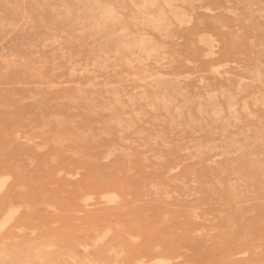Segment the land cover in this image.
Returning a JSON list of instances; mask_svg holds the SVG:
<instances>
[{"label": "rangeland", "instance_id": "obj_1", "mask_svg": "<svg viewBox=\"0 0 264 264\" xmlns=\"http://www.w3.org/2000/svg\"><path fill=\"white\" fill-rule=\"evenodd\" d=\"M0 18V264H264V0H0Z\"/></svg>", "mask_w": 264, "mask_h": 264}, {"label": "bare ground", "instance_id": "obj_2", "mask_svg": "<svg viewBox=\"0 0 264 264\" xmlns=\"http://www.w3.org/2000/svg\"><path fill=\"white\" fill-rule=\"evenodd\" d=\"M33 1H34V0H33ZM63 1H64V0H63ZM107 1H108V0H107ZM18 2H20V1H18ZM159 2H160V1H159ZM185 2H186V1H185ZM238 2H239V0H238ZM15 3H16V2H15ZM62 3H63V2H61L60 4H62ZM77 3H78V2H77ZM99 3H101V2H99ZM121 3H123V2L121 1ZM137 3H138V1H137ZM139 3H140V2H139ZM172 3H174V2H172ZM172 3H171V4H172ZM183 3H184V2H183ZM257 3H258V2H257ZM260 3H261V2H260ZM13 4H14V3H13ZM13 4H12V5L9 4V5L12 6V8H13ZM18 4H19V3H18ZM63 4H65V3H63ZM93 4H94V2H93ZM95 4H96V3H95ZM97 4H98V2H97ZM97 4H96V6H97ZM109 4H110V3H109ZM158 4H159V3H158ZM207 4H208V3H207ZM217 4H218V3H217ZM238 4H239V3H238ZM241 4H242V3H241ZM19 5H20V4H19ZM38 5H39V2H38ZM38 5H37V6H38ZM172 5H173V4H172ZM5 6H6V5H5ZM7 6H8V5H7ZM14 6H15V5H14ZM21 6H22V5H21ZM30 6H31V5H30ZM30 6H29V7H30ZM55 6H56V5H55ZM65 6H66V5H65ZM74 6H75V5H74ZM84 6H85V5H84ZM94 6H95V5H94ZM104 6H105V5H104ZM148 6H149V5H148ZM148 6H147V7H148ZM160 6H162V5H160ZM160 6H159V7H160ZM178 6H179V5H178ZM247 6H248V5H247ZM16 7H18V5H16L15 8H16ZM19 7H20V6H19ZM23 7H24V6H22V10H24ZM105 7H106V6H105ZM205 7H206V6H205ZM205 7H204V8H205ZM208 7H209V6H208ZM253 7H254V6H253ZM24 8H25V7H24ZM30 8H32V7H30ZM63 8H65V7H63ZM63 8H62V9H63ZM68 8H69V7H68ZM123 8H124V7H123ZM129 8H130V7H129ZM134 8H135V7H134ZM160 8H162V7H160ZM168 8H169V7H168ZM170 8H171V7H170ZM173 8H174V10L176 9L175 7H173ZM179 8H180V7H179ZM181 8H182V7H181ZM18 9H19V8H18ZM32 9H33V8H32ZM59 9H60V8H59ZM96 9H97V8H96ZM116 9H117V8H116ZM116 9H115V10H116ZM130 9H131V8H130ZM135 9H136V8H135ZM182 9H183V8H182ZM206 9L209 10L208 8H206ZM212 9H214V8H212ZM227 9H229V8H227ZM16 10H17V9H16ZM20 10H21V8H20ZM55 10H56V8H55ZM94 10H95V9H94ZM136 10H137V9H136ZM146 10H147V9H146ZM148 10H149V9H148ZM148 10H147V11H148ZM155 10H156V9H155ZM158 10H159V9H158ZM161 10H162V9H161ZM161 10H160V11H161ZM171 10H172V8H171ZM28 11H29V10H28ZM56 11L58 12V10H56ZM59 11L61 12V10H59ZM65 11H66V10H65ZM68 11L70 12V10H68ZM76 11H77V10H76ZM79 11H80V9H79ZM97 11H98V10H97ZM97 11H95V12H97ZM101 11H102V7H101ZM101 11H100V12H101ZM116 11H117V10H116ZM175 11H176V10H175ZM177 11H178V10H177ZM179 11H181V10H179ZM182 11H183V10H182ZM184 11H185V10H184ZM193 11H194V10H193ZM215 11H216V9H215ZM228 11H229V10H228ZM254 11H255V10H254ZM13 12H14V11H13ZM18 12H19V11H18ZM20 12H21V11H20ZM24 12H25V11H24ZM52 12H53V11H52ZM63 12H64V10H63ZM132 12H133V9H132ZM140 12H141V10H140ZM149 12H150V10H149ZM154 12H155V11H154ZM168 12H169V11H168ZM171 12H172V11H171ZM185 12H186V11H185ZM229 12H230V11H229ZM261 12H262V11H261ZM58 13H59V12H58ZM70 13H71V12H70ZM119 13H120V12H119ZM144 13H145V12H144ZM162 13L165 14L164 11H163ZM180 13H181V12H180ZM210 13H212V12H210ZM214 13H215V12H214ZM214 13H213V14H214ZM259 13H260V12H259ZM1 14H2V13H1ZM24 14H25V13H24ZM142 14H143V13H142ZM155 14H157V13H155ZM155 14H154V15H155ZM169 14H171V13H169ZM177 14H178V13H177ZM188 14H189V13H188ZM230 14H231V13H230ZM11 15H13V14H11ZM20 15H21V14H20ZM22 15H23V14H22ZM25 15H26V14H25ZM57 15H58V14H57ZM65 15H66V14H65ZM68 15H69V14H68ZM77 15H78V13H77ZM91 15H92V13H91ZM94 15L96 16V14H94ZM112 15H115V14H112ZM137 15H138V13H137ZM137 15H136V16H137ZM145 15H146V14H145ZM154 15H153V16H154ZM171 15H173V14H171ZM191 15H192V14H191ZM191 15H190V17H191ZM245 15H246V14H245ZM245 15H244V16H245ZM251 15H252V14H251ZM6 16H7V15H6ZM15 16H16V15H15ZM15 16H14V17H15ZM78 16H79V15H78ZM103 16H104V15H103ZM105 16H106V15H105ZM116 16H117V15H116ZM120 16H122V15H120ZM132 16H133V15H132ZM153 16H152V17H153ZM156 16H157V15H156ZM165 16H166V15H165ZM240 16H243V15H240ZM30 17H31V15H30ZM58 17H60V16H58ZM73 17H75V16H73ZM76 17H77V16H76ZM84 17H85V16H84ZM112 17H113V16H112ZM159 17H160V16H159ZM179 17H180V16H179ZM250 17H251V16H250ZM252 17H254V16H252ZM21 18H22V17H21ZM23 18H24V17H23ZM27 18H29V17H27ZM56 18H57V17H56ZM99 18H100V16H99ZM120 18H121V17H119V19H120ZM134 18H135V17H134ZM160 18H161V17H160ZM177 18H178V17H177ZM180 18H181V17H180ZM184 18H186V17H184ZM184 18L182 17V19H184ZM0 19H3V18H0ZM6 19H7V18H6ZM8 19H9V18H8ZM10 19H11V18H10ZM12 19H13V18H12ZM15 19H16V18H15ZM62 19H63V18H62ZM81 19H83V18H81ZM115 19H116V17H115ZM128 19H129V18H128ZM141 19H142V18H141ZM146 19H148V18L145 17V19H144L143 21H145ZM164 19H165V18H164ZM164 19H163V20H164ZM188 19H189V15H188ZM17 20H18V19H17ZM24 20H25V19H24ZM27 20H28V19H27ZM77 20H79V19H77ZM84 20H85V19H84ZM104 20H105V19H104ZM108 20H110V19H108ZM111 20H112V18H111ZM111 20H110V21H111ZM116 20H117V19H116ZM153 20H154V19H153ZM158 20H160V19H158ZM178 20H179V19H178ZM185 20H186V19H185ZM185 20H184V21H185ZM67 21H68V20H67ZM105 21H106V20H105ZM112 21H113V20H112ZM166 21H167V19H166ZM176 21H177V19H176ZM181 21H182V20L180 19V20L177 21V22L180 23ZM186 21H187V20H186ZM186 21H185V22H186ZM188 21H189V20H188ZM190 21H191V20H190ZM232 21H233V20H232ZM16 22H17V21H16ZM76 22H77V21H76ZM80 22H81V20H80ZM114 22H115V20H114ZM114 22H113V23H114ZM147 22H148V21H147ZM147 22H146V23H147ZM160 22H161V21H160ZM162 22H163V21H162ZM168 22H169V21H168ZM185 22H184V23H185ZM246 22H248V20H246ZM106 23H107V22H106ZM116 23H117V22H116ZM119 23H120V22H119ZM119 23H118V24H119ZM148 23H149V22H148ZM151 23L153 24V22H151ZM154 23H155V22H154ZM5 24H6V23H5ZM29 24H30V23H29ZM111 24H112V22H111ZM142 24H143V23H142ZM142 24H140V25H142ZM144 24H145V23H144ZM149 24H150V23H149ZM155 24H156V23H155ZM160 24H161V23H160ZM182 24H183V23H182ZM188 24H189V23H188ZM24 25H25V24H24ZM31 25H33V24H31ZM31 25H30V26H31ZM157 25H159V24L157 23ZM170 25L172 26L173 24H170ZM30 26H29V27H30ZM113 26H115V24H113ZM146 26H147V25H146ZM151 26H152V25H151ZM162 26H164V25H162ZM167 26H168V25H167ZM167 26L165 25L164 27H167ZM17 27H18V26H17ZM24 27H25V26H24ZM123 27H124V26H123ZM123 27H122V28H123ZM160 27H161V26H160ZM224 27H225V26H224ZM9 28H10V27H9ZM18 28H19V27H18ZM92 28H93V27H92ZM97 28H99V26H98ZM103 28H104V27H103ZM105 28H106V27H105ZM109 28H110V27H109ZM120 28H121V27H120ZM120 28H119V29H120ZM168 28H169V26H168ZM0 29H1V28H0ZM15 29H16V28H15ZM107 29H108V28H107ZM110 29H111V28H110ZM153 29H154V27H153ZM3 30H4V29H3ZM98 30H99V29H98ZM154 30H155V29H154ZM158 30H159V29H158ZM164 30H165V29H164ZM168 30H169V29H168ZM9 31H10V30H9ZM128 31H129V30H128ZM18 32H19V30H18ZM54 32H55V31H54ZM54 32H53V33H54ZM77 32H78V31H77ZM80 32H81V31H80ZM80 32H79V33H80ZM136 32H137V31H136ZM157 32H159V31H157ZM160 32H161V31H160ZM163 32H164V31H163ZM19 34H20V33H19ZM33 34H34V33H33ZM84 34H85V33H84ZM124 34H126L125 31H124ZM127 34H128V33H127ZM129 34H130V33H129ZM134 34H135V32H134ZM164 34H165V33H164ZM166 34H167V33H166ZM1 35H2V34H1ZM96 35H97V34H96ZM116 35H119V34H116ZM139 35H140V33H138V36H139ZM51 36H52V35H51ZM53 36H54V35H53ZM80 36H81V35H80ZM114 36H115V35H114ZM138 36H137V37H138ZM161 36H162V35H160V37H161ZM165 36H166V35H165ZM55 37H56V35H55ZM91 37H92V36H91ZM108 37H109V36H108ZM122 37H124V35H123ZM132 37H135V36H132ZM147 37H148V36H147ZM151 37H152V36H151ZM163 37H164V36H163ZM53 38H54V37H53ZM57 38H59V37H57ZM105 38H106V37H105ZM120 38H121V37H120ZM124 38H125V37H124ZM209 38H211V37H209ZM54 39H55V38H54ZM70 39H71V38H70ZM125 39H127V38H125ZM125 39H124V40H125ZM139 39H140V36H139ZM141 39H142V38H141ZM134 40L136 41V39H134ZM154 40H155V39H154ZM211 40H212V39H211ZM3 41H4V40H3ZM26 41H28V40H26ZM49 41H51V42H55L53 39H52V40H49ZM76 41H77V40H76ZM128 41H129V40H128ZM132 41H133V39H132ZM144 41H145V40H144ZM151 41H153V40L151 39ZM28 42H29V41H28ZM133 42H134V41H133ZM148 42H149V40H148ZM32 43H33V42H32ZM56 43H57V40H56ZM125 43H126V42H124V44H125ZM130 43H131V42H130ZM130 43H129V44H130ZM137 43H138V41H137ZM137 43H135V44L138 46ZM150 43H151V42H150ZM238 43H239V42H238ZM133 44H134V43H133ZM146 44H147V43H146ZM60 45H61V44H60ZM160 45H161V44H160ZM162 45L164 46V44H162ZM206 45H208V44H206ZM31 46H32V45H31ZM44 46H45V45H44ZM50 46H51V45H50ZM78 46H79V45H78ZM122 46H123V45H122ZM131 46H132V43H131ZM131 46H130V47H131ZM133 46H135V45H133ZM143 46H145V44H144ZM154 46H156V45H154ZM163 46H162V48H163ZM23 47H24V46H23ZM118 47H119V46H118ZM128 47H129V46H128ZM151 47H153V46H151ZM156 47H157V46H156ZM207 47H209V46H207ZM252 47H253V45H252ZM2 48H3V46H2ZM133 48H135V47H133ZM136 48L139 49V46L136 47ZM148 48H149V47H148ZM159 48H160V47H159ZM164 48H165V47H164ZM210 48H211V46H210ZM9 49H10V48H9ZM123 49H125V48H123ZM130 49H131V48H130ZM130 49H129V50H130ZM144 49H145V48H144ZM156 49H157V48H156ZM1 50H2V49H1ZM4 50H5V49H4ZM54 50H55V49H54ZM114 50H116V49H114ZM127 50H128V49H127ZM148 50H149V49H148ZM150 50H151V48H150ZM162 50H163V49H162ZM57 51H58V50H57ZM59 51H60V50H59ZM116 51H117V50H116ZM146 51H147V50H146ZM158 51H160V50L158 49ZM9 52H10V51H9ZM61 52H62V51H61ZM68 52H69V51H68ZM98 52H99V51H98ZM98 52H97V53H98ZM100 52H101V51H100ZM114 52H115V51H114ZM137 52H138V51H137ZM143 52H144V51H143ZM148 52H150V51H148ZM152 52H153V51H152ZM152 52H151V53H152ZM209 52H210V50L208 49V53H209ZM3 53H5V51H4ZM69 53H70V52H69ZM102 53H103V52H102ZM208 53H207V54H208ZM6 54H7V53H6ZM10 54H13V53H10ZM33 54H35V53H33ZM36 54H37V53H36ZM36 54H35V55H36ZM106 54H107V53H106ZM115 54H116V52H115ZM117 54H118V52H117ZM130 54L132 55V53H130ZM145 54H146V53H145ZM148 54H149V53H148ZM154 54H155V53H154ZM157 54H158V53H157ZM159 54H160V53H159ZM161 54H162V53H161ZM165 54H167V53H165ZM205 54H206V53H205ZM13 55H14V54H13ZM61 55H62V54H61ZM63 55H64V54H63ZM70 55H71V54H70ZM103 55H104V54H103ZM10 56H11V55H10ZM64 56H65V55H64ZM98 56H99V55H98ZM98 56H97L96 58H98ZM133 56H134V55H133ZM156 56H157V55H156ZM156 56H154V57L156 58ZM162 56H163V55H162ZM15 57H16V56H14V59H15ZM17 57H18V56H17ZM78 57H79V56H77L76 58H78ZM107 57H108V56H107ZM125 57H126V56H125ZM149 57H150V55H149ZM12 58H13V57H12ZM12 58H11V59H12ZM60 58H62V57H60ZM72 58H73V57H72ZM99 58H100V57H99ZM111 58H113V57H111ZM111 58H110V59H111ZM128 58H129V57H128ZM131 58H132V56H131ZM159 58H160V57H159ZM162 58H163V57H161V59H162ZM164 58H165V57H164ZM16 59H17V58H16ZM46 59H47V58H46ZM70 59H71V58H70ZM86 59H87V58H86ZM103 59H104V58H103ZM106 59H107V58H106ZM140 59H141V58H140ZM165 59H166V58H165ZM165 59H163V60H165ZM26 60H27V59H26ZM26 60H24V61L26 62ZM111 60H112V59H111ZM119 60H120V59H119ZM123 60H124V59H123ZM138 60H139V59H138ZM138 60H137V61H138ZM144 60H145V59H144ZM6 61H7V60H6ZM11 61H12V60H11ZM44 61H45V59H44ZM56 61H57V60H56ZM79 61H80V60H79ZM109 61H110V60H109ZM109 61H108V62H109ZM124 61H125V60H124ZM130 61H131V60L129 59V62H130ZM142 61H143V60H142ZM148 61H149V59H148ZM152 61H153V60H152ZM155 61H156V60H155ZM160 61H161V60H160ZM160 61H159V62H160ZM68 62H69V61H68ZM74 62H75V60H74ZM91 62H92V61H91ZM99 62H100V61H99ZM144 62H145V61H144ZM153 62H154V61H153ZM169 62H170V61H169ZM3 63H4V62H3ZM8 63H9V61H8ZM43 63H45V62H43ZM78 63H79V62H78ZM78 63H77V64H78ZM101 63H102V62H101ZM114 63H115V62H114ZM133 63H134V62H132L131 64L133 65ZM138 63H139V61H138ZM160 63H161V62H160ZM9 64H10V63H9ZM13 64L16 65L15 62H13ZM75 64H76V63H75ZM75 64L72 65V66H76ZM94 64H95V63H94ZM97 64H98V63H97ZM109 64H110V63H109ZM261 64H262V63H261ZM37 65H38V64H37ZM51 65H52V64H51ZM78 65H79V64H78ZM90 65H91V64H90ZM95 65H96V64H95ZM95 65H94V66H95ZM98 65H100V64H98ZM157 65H158V64H157ZM159 65H160V64H159ZM19 66H20V65H19ZM32 66H33V65H32ZM35 66H36V65H35ZM83 66H84V65H83ZM83 66H81V69H82ZM94 66H93V67H94ZM106 66H107V69H109V68H113L112 66L108 68L107 63L105 64V67H106ZM130 66H131V65H130ZM261 66H262V65H261ZM33 67H34V66H33ZM77 67H79V66H77ZM85 67H86V66H85ZM96 67H97V65H96ZM100 67H101V66H100ZM100 67H98L97 69L100 70ZM102 67H103V66H102ZM102 67H101V68H102ZM114 67H115V66H114ZM128 67H129V66H128ZM71 68H73V67H71ZM71 68H69V69H71ZM79 68H80V67H79ZM88 68H89V67H88ZM34 69L36 70V68H34ZM40 69H41V68H40ZM74 69H75V67H74ZM105 69H106V68H105ZM256 69H257V66H256ZM42 70H43V67H42ZM102 70H103V69H102ZM102 70H101V71H102ZM144 70H145V69H144ZM251 70H252V69H251ZM36 71H37V70H36ZM79 71H80V70H79ZM86 71H87V70H86ZM90 71H91V70H90ZM113 71H114V70H113ZM41 72H42V71H41ZM81 72H82V71H81ZM88 72H89V71H88ZM92 72H94V71H92ZM145 72H146V71H145ZM216 72H217V71H215V73H216ZM38 73H39V72H38ZM42 73H43V72H42ZM71 73H72V70H71ZM84 73H85V72H84ZM84 73H83V74H84ZM35 74H36V72H35ZM75 74H76V73H75ZM78 74H79V73H78ZM92 74H93V73H92ZM92 74H91V75H92ZM144 74H147V73H144V72H143V75H144ZM248 74H249V73H248ZM69 75H71V74H69ZM79 75H80V74H79ZM148 75H149V74H148ZM150 75H151V74H150ZM253 75H254V73H253ZM81 76H82V75H81ZM251 76H252V75H251ZM95 77H96V76H95ZM46 78H47V77H46ZM146 78H148V77H146ZM92 79H93V78H92ZM242 79H243V78H242ZM252 79H254V78H252ZM252 79L250 78V80H252ZM146 80H147V79H145V81H146ZM156 80H157V79H156ZM202 80H203V79H202ZM240 80H241V79H240ZM240 80H239L238 82H240ZM244 80H245V79H244ZM47 81H48V80H47ZM145 81H144V83H145ZM154 81H155V80H154ZM163 81H164V82L167 81V78H166V80H163ZM170 81H171V80H170ZM242 81H243V80H242ZM258 81H259V80H258ZM155 82H156V81H155ZM155 82H154V83H155ZM158 82H159V81H158ZM161 82H162V81H161ZM175 82H176V81H175ZM162 83H163V82H162ZM166 83H167V82H166ZM168 83H169V82H168ZM168 83H167V84H168ZM172 83H174V82H172ZM244 83H247V82H244ZM250 83H251V82H250ZM254 83H255V81H254ZM92 84H93V83H92ZM147 84H148V83H147ZM152 84H153V82H152ZM158 84H159V83H158ZM158 84H156V85L158 86ZM160 84H161V83H160ZM160 84H159V85H160ZM174 84H175V83H174ZM237 84H238V83H237ZM237 84H236V85H237ZM247 84H248V83H247ZM40 85H41V84H40ZM169 85H170V83L167 85V87H169ZM179 85H180V84H179ZM206 85H207V84H206ZM231 85H232V84H231ZM54 86H56V84H55ZM54 86H53V87H54ZM88 86H89V85H88ZM148 86H149V85H148ZM148 86H147V87H148ZM152 86H153V85H152ZM162 86H163V84H162ZM46 87H48V86L46 85ZM50 87L52 88L51 85H50ZM86 87H87V86H86ZM93 87H94V86H93ZM95 87H96V86H95ZM149 87H151V86H149ZM177 87H178V86H177ZM214 87H215V86H214ZM248 87H249V86H248ZM108 88H110V87H108ZM111 88H112V87H111ZM111 88H110V89H111ZM116 88H117V87H116ZM144 88H145V87H144ZM154 88H155V87H154ZM171 88H172V87H171ZM209 88H211V87H209ZM228 88H229V87H228ZM228 88H227V89H228ZM239 88H240V87H239ZM239 88H238V89H239ZM94 89H95V88H94ZM151 89H153V88H151ZM156 89H157V88H156ZM163 89H164V88H163ZM166 89H167V88H166ZM184 89H185V88H184ZM203 89H205V88H203ZM223 89H224V88H223ZM223 89H222V90H223ZM242 89H243V88H242ZM245 89H247V88H245ZM257 89H258V88H257ZM78 90H79V88H78ZM104 90H105V89H104ZM112 90L115 91L116 89L114 88V89H112ZM175 90H177V89H175ZM247 90H249V89H247ZM42 91H43V90H42ZM106 91H107V90H106ZM108 91H110V90H108ZM113 91H112V92H113ZM143 91H145V89H143ZM166 91L168 92V90H166ZM166 91H163L164 94H165ZM179 91H180V90H179ZM235 91H236V89H235ZM238 91L240 92V89H239ZM238 91H236V92H238ZM43 92H44V91H43ZM77 92H79V91H77ZM77 92H76V93H77ZM117 92H119V91H117ZM141 92H142V91H141ZM163 92H162V93H163ZM184 92L187 93L186 91H184ZM210 92H212V91H210ZM210 92H208V93H210ZM216 92H217V91H215V93H216ZM229 92H230V91H229ZM246 92H247V91H246ZM260 92H261V91H260ZM38 93H39V92H38ZM38 93H37V94H38ZM79 93H80V92H79ZM94 93H95V92H94ZM168 93H169V92H168ZM173 93H174V92H173ZM179 93H180V92H179ZM206 93H207V91H206ZM240 93H241V92H240ZM251 93L253 94V92H251ZM34 94H35V93H34ZM91 94H93V93H91ZM96 94H97V93H96ZM111 94H112V93H111ZM166 94H167V93H166ZM175 94L179 95L178 92L175 93ZM182 94H183V93H181V95H182ZM198 94H199V93H198ZM212 94H213V93H212ZM224 94H225V93H224ZM224 94H223V96H224ZM237 94H238V93H237ZM237 94H236V95H237ZM252 94H250V95H252ZM254 94H255V93H254ZM30 95H31V94H30ZM79 95L81 96V94H79ZM82 95H84V92H83ZM112 95H113V94H112ZM120 95H121V94H120ZM154 95L157 96V94H154ZM160 95H161V94H160ZM169 95H170V94H168V96H169ZM171 95H172V94H171ZM187 95H189V94L187 93ZM205 95H206V94H205ZM233 95H235V94H233ZM250 95H249V96H250ZM255 95H256V94H255ZM258 95H259V94H258ZM260 95L262 96L263 94L260 93ZM260 95H259V96H260ZM5 96H6V95H5ZM80 96H79V97H80ZM92 96H94V95H91V98H92ZM101 96H103V95H101ZM141 96H142V95H141ZM172 96H173V95H172ZM172 96H171V98H172ZM179 96H180V95H179ZM201 96H202V95H201ZM256 96H257V95H256ZM256 96H255V98H256ZM39 97H41V95H40ZM70 97H71V96H70ZM99 97H100V96H99ZM113 97H114V96H113ZM119 97H120V96H118V98H119ZM143 97H144V96H143ZM160 97H161V96H160ZM180 97H181V96H180ZM183 97H184V96H183ZM204 97H205V96H204ZM214 97H216V96H214ZM214 97H213V98H214ZM224 97H225V96H224ZM224 97H223V98H224ZM236 97H237V96H236ZM36 98H38V97H36ZM68 98H69V97H68ZM102 98H104V97H102ZM114 98H115V97H114ZM148 98H149V97H148ZM150 98H151V97H150ZM153 98L155 99V97H153ZM167 98H168V97H167ZM173 98H174V97H173ZM193 98H194V97H193ZM193 98H192V99H193ZM195 98H197V97H195ZM199 98H200V97H199ZM202 98H203V97H202ZM223 98H222V99H223ZM238 98H239V97H238ZM34 99H35V98H34ZM96 99H97V98H96ZM108 99H109V98H108ZM115 99L117 100V96H116ZM115 99H114V101H115ZM143 99H144V98H143ZM160 99H161V98H159V101H160V103H161V100H160ZM188 99H189V98H188ZM200 99H201V98H200ZM225 99H226V98H225ZM242 99H243V98H242ZM250 99H251V98H250ZM257 99H258V97H257ZM260 99H261V98H260ZM260 99H259V100H260ZM263 99H264V96H263ZM61 100H64V99H61ZM73 100H74V99H73ZM77 100H78V98H77ZM77 100H76V101H77ZM79 100H80V99H79ZM86 100H88V99H86ZM86 100H85V101H86ZM89 100H90V99H89ZM94 100H95V99L93 98L92 101H94ZM103 100H105V98H104ZM106 100H107V98H106ZM127 100H128V99H127ZM140 100H142V98H141ZM151 100H152V99H151ZM155 100H156V99H155ZM167 100H168V99H167ZM169 100H170V99H169ZM173 100H174V99H173ZM173 100H172V101H173ZM175 100H176V98H175ZM193 100H194V99H193ZM202 100H203V99H202ZM207 100H208V98H207ZM246 100H248V99H246ZM253 100H255V99H253ZM259 100H258V101H259ZM41 101H42V99H41ZM59 101H60V100H59ZM90 101H91V100H90ZM95 101H96V100H95ZM95 101H94V102H95ZM129 101H130V99L128 100V103H129ZM133 101H134V98H133ZM142 101H143V100H142ZM148 101H150V100H148ZM170 101H171V100H170ZM186 101H188V100H186ZM255 101H256V100H255ZM258 101H257V102H258ZM94 102H93V103H94ZM119 102H121V101L119 100ZM138 102H140V101H138ZM181 102H182V101H181ZM181 102H180V103H181ZM208 102H209V101H208ZM208 102H207V103H208ZM236 102H237V99H236ZM242 102H243V104L245 103L244 101H242ZM252 102H253V101H252ZM260 102H262V101H259V103H260ZM263 102H264V101H263ZM7 103H8V102H7ZM91 103H92V102H91ZM114 103H115V102H114ZM116 103H117V102H116ZM145 103H146V102H145ZM147 103H148V102H147ZM150 103H151V102H150ZM150 103H149V104H150ZM154 103H155V102H154ZM164 103H167V102L164 101ZM164 103H163V104H164ZM169 103H171V102H169ZM182 103H183V102H182ZM184 103H185V102H184ZM188 103H190V102H188ZM199 103H200V102H199ZM234 103H235V101H234ZM247 103H248V102H247ZM41 104H42V103H41ZM74 104H75V103H74ZM103 104H104V102H103ZM112 104H113V103H112ZM112 104H111V106H113V110H114V104H113V105H112ZM133 104H134V103H133ZM226 104H227V102H226ZM232 104H233V103H232ZM237 104H239V103H237ZM255 104H256V103H255ZM260 104H261V103H260ZM42 105H43V104H42ZM46 105H47V104H46ZM75 105H76V104H75ZM87 105H88V104H87ZM98 105H99V104H98ZM107 105H108V104H107ZM117 105L120 106L119 104H117ZM166 105H167V104H166ZM185 105H187V104L185 103ZM201 105H202V104H201ZM205 105H206V104H205ZM252 105H253V103H252ZM6 106H8V105H6ZM91 106H93V104H92ZM103 106H104V105H100V107H99V106H97V107H99V108L101 109V107H103ZM129 106H130V104H129ZM132 106H134V105H132ZM144 106H145V105H144ZM146 106H147V105H146ZM150 106H151V105H150ZM150 106H149V107H150ZM153 106H154V105H153ZM170 106H171V105H170ZM175 106H176V105H175ZM178 106H179V105H178ZM183 106H184V105H183ZM190 106H192V105H190ZM198 106L200 107V105H198ZM214 106H215V105H214ZM214 106H213V107H214ZM235 106H237V105L235 104ZM241 106H242V105H241ZM243 106H244V105H243ZM2 107H4V106H2ZM104 107H105V106H104ZM106 107H107V106H106ZM163 107H164V106H163ZM179 107L182 108V106H179ZM179 107H178V108H179ZM203 107H206V106L203 105ZM209 107H210V106H209ZM219 107H220V106H219ZM219 107H217V108H219ZM248 107H249V106H248ZM254 107L256 108V106H254ZM47 108H48V106H47ZM78 108H79V107H78ZM80 108H81V107H80ZM111 108H112V107H111ZM147 108H148V107H147ZM189 108H190V107H189ZM189 108H188V109H189ZM206 108H207V107H206ZM221 108H222V107H221ZM228 108H229V107H227V109H228ZM241 108H242V107H241ZM241 108H239V109L241 110ZM42 109H45V108H42ZM95 109H97V108L95 107ZM100 109H98V110H100ZM150 109H151V108H150ZM152 109H153V108H152ZM183 109H184V108H183ZM195 109H198V108H195ZM199 109H200V108H199ZM199 109H198V110H199ZM214 109H216V108H214ZM214 109H213V110H214ZM230 109H231V108H230ZM40 110H41V109H40ZM89 110H90V109H89ZM102 110H103V109H102ZM109 110H110V109H109ZM166 110H167V111H166ZM168 110H169V109H165V112L168 113ZM198 110H197V111H198ZM216 110H217V109H216ZM234 110H235V109H234ZM91 111H92V110H91ZM115 111H116V110H115ZM179 111H181V110H179ZM182 111H183V110H182ZM188 111H189V113H190V110H188ZM201 111H202V109H201ZM211 111H212V110H211ZM227 111H228V110H227ZM232 111H233V110H232ZM247 111H248V109H247ZM247 111H246V112H247ZM8 112H9V111H8ZM48 112H49V111H48ZM95 112H96V111H95ZM198 112H199V111H198ZM229 112H231V111H229ZM249 112H250V111H249ZM249 112H248V113H249ZM91 113H92V112H91ZM174 113H175V112H174ZM181 113H182V112H181ZM204 113H205V112H204ZM218 113H219V111H218ZM220 113H222V110L220 111ZM237 113H239V112L237 111ZM248 113H247V114H248ZM106 114H107V113H106ZM108 114H109V113H108ZM114 114H115V113H114ZM177 114H178V112H177ZM182 114H183V113H182ZM211 114H212V112H211ZM234 114H236V113H234ZM251 114H252V113H250V114H248V115L251 116ZM12 115H13V114H12ZM179 115H180V114H179ZM188 115H189V114H188ZM214 115H215V112H214ZM219 115H220V114H219ZM219 115H218V116H219ZM105 116H108V118H109L110 115H105ZM116 116H117V115H116ZM180 116H181V115H180ZM180 116H179V117H180ZM192 116H193V115H191V117H192ZM218 116H217V114H216V117H218ZM228 116H230L229 113H228ZM228 116H227V117H228ZM14 117L17 118V117H19V116H14ZM23 117H24V116H23ZM53 117H55V116H53ZM56 117H57V116H56ZM56 117H55V118H56ZM58 117H59V116H58ZM61 117H62V116H61ZM181 117H182V116H181ZM200 117H201V116H200ZM227 117H226V118H227ZM251 117H252V116H251ZM253 117H254V116H253ZM70 118H71V117H70ZM236 118H237V117H236ZM57 119H59V118H57ZM60 119H61V118H60ZM62 119H63V117H62ZM71 119H72V118H71ZM119 119H121V118H119ZM171 119H172V118H171ZM173 119H174V118H173ZM198 119H199V118H198ZM200 119H201V118H200ZM219 119H221V118H219ZM231 119H232V118H231ZM231 119H230V120H231ZM245 119H246V118H245ZM16 120H17V119H16ZM20 120H21V119H20ZM28 120H29V119H28ZM43 120H44V119H43ZM67 120H68V119H67ZM113 120H114V119H113ZM195 120H196V119H195ZM226 120H227V119H226ZM21 121H22V120H21ZM29 121H30V120H29ZM33 121H34V120H33ZM56 121H57V120H56ZM59 121H60V120H59ZM68 121H69V120H68ZM98 121H99V120H98ZM169 121H170V120H169ZM174 121H175V120H174ZM174 121H173V122H174ZM190 121H191V119H190ZM238 121H239V120H238ZM240 121H241V120H240ZM51 122H52V121H51ZM62 122L64 123V121H62ZM70 122H71V121H70ZM73 122H74V121H73ZM112 122H114V121H112ZM115 122H116V121H115ZM118 122H119V121H118ZM130 122H132V121H130ZM170 122H171V123H170ZM170 122H169V125L172 124V121H170ZM175 122H176V121H175ZM192 122H193V121H192ZM197 122L199 123L198 120H197ZM214 122H216V121H214ZM217 122H218V121H217ZM224 122H225V121H224ZM58 123H59V122H58ZM71 123H72V122H71ZM108 123H110V122H108ZM178 123H179V122H177V124H178ZM189 123H190V122H188L187 124H189ZM193 123H195V122H193ZM212 123H213V122H212ZM242 123H243V122H242ZM29 124H30V123H29ZM118 124H119V123H118ZM118 124H117V125H118ZM122 124H123V123H122ZM127 124H128V123H127ZM129 124H131V123H129ZM185 124H186V123H185ZM187 124H186V125H187ZM60 125H61V124L59 123L58 126H60ZM123 125H124V124H123ZM123 125H122V126H123ZM173 125H174V123H173ZM200 125H201V123H200ZM225 125H226V123H225ZM225 125H224V126H225ZM233 125H234V121H233ZM238 125H239V123H238ZM44 126H45V124H44ZM47 126H48V125H47ZM47 126H46V127H47ZM131 126H132V125H131ZM175 126H176V124H175ZM188 126H189V125H188ZM188 126H185V127H188ZM227 126H229V125H227ZM230 126H231V125H230ZM46 127H45V128H46ZM123 127H125V126H123ZM129 127H130V126H129ZM177 127H179V126H177ZM180 127H182V125H181ZM190 127L192 128V126H190ZM235 127H236V126H235ZM35 128H36V127H35ZM39 128H40V127H39ZM42 128H43V127H42ZM45 128H44V129H45ZM188 128H189V127H188ZM225 128H226V127H225ZM228 128H229V127H228ZM246 128H247V127H246ZM123 129H124V128H123ZM126 129H128V128L126 127ZM192 129H193V128H192ZM213 129H214V128H213ZM4 130H5V129H4ZM31 130H32V129H31ZM41 130H43V129H41ZM194 130H195V129H194ZM221 130H222V128H221ZM225 130H226V129H225ZM239 130H240V129H239ZM254 130H255V128H254ZM5 131H6V130H5ZM200 131H201V130H200ZM214 131H215V130H214ZM223 131H224V130H223ZM247 131H248V130H247ZM48 132H49V130H48ZM215 132H216V131H215ZM220 132H221V131H220ZM18 133H19V132H18ZM58 133H59V132H58ZM241 133H242V132H241ZM43 134H44V133H43ZM43 134H42V135H43ZM83 134H84V132H83ZM215 134H216V133H215ZM234 134H235V133H234ZM52 135H53V134H52ZM120 135H121V134H120ZM231 135H232V133H231ZM238 135H240V134H238ZM242 135H243V133L241 134V136H242ZM55 136H56V135H55ZM58 136H59V135H58ZM255 136H256V135H255ZM262 137H263V136H262ZM58 138H60V137H58ZM231 138H232V137H231ZM235 138H236V137H235ZM250 138H251V137H250ZM120 139H121V138H120ZM123 139H124V138H123ZM258 139H259V138H258ZM258 139H256V140H258ZM59 140H61V139H59ZM222 140H223V139H222ZM230 140H232V139H230ZM234 140H235V139H234ZM234 140H232V141L234 142ZM251 140H252V139H251ZM253 140H254V139H253ZM256 140H255V141H256ZM261 140H263V139H261ZM27 141H28V140H27ZM30 141H32V140H30ZM44 141H45V140H44ZM62 141H65V140H62ZM123 141H124V140H123ZM244 141H245V140H244ZM247 141H248V139H247ZM223 142H224V141H223ZM236 142H237V141H236ZM238 142H239V141H238ZM30 143H31V142H30ZM207 143H209V142H207ZM224 143H225V142H224ZM226 143H227V142H226ZM230 143H231V142H230ZM230 143H228V144H230ZM252 143H253V142H252ZM256 143H257V141L255 142V144H256ZM260 143L262 144V142H260ZM55 144H56V142H55ZM61 144H62V143H61ZM167 144H168V143H167ZM199 144H200V143H199ZM233 144H234V143H233ZM255 144H254V147H255ZM44 145H46V144H44ZM44 145H43V146H44ZM203 145H204V144H203ZM205 145H206V144H205ZM207 145H208V144H207ZM230 145H232V144H230ZM230 145H229V146H230ZM198 146H199V145H198ZM210 146H211V145H210ZM237 146H238V145H237ZM245 146H246V144H245ZM262 146H263V145H262ZM262 146H261V147H262ZM37 147H38V146H36V148H37ZM39 147H40V146H39ZM202 147H203V146H202ZM202 147H201V148H202ZM204 147H205V146H204ZM215 147H216V146H215ZM40 148H41V147H40ZM192 148H193V147H192ZM196 148H197V147H196ZM198 148H200V147H198ZM206 148H207V146H206ZM246 148H247V147H246ZM252 148H253V147H252ZM42 149H43V148H42ZM203 149L205 150V148H203ZM210 149H211V148H210ZM223 149H224V148H223ZM225 149H226V148H225ZM228 149H229V148H228ZM250 149H251V148H250ZM193 150H194V149H193ZM196 150H197V149H196ZM196 150H195V151H196ZM199 150H202V149H199ZM207 150H209V149L207 148ZM214 150H215V148H214ZM217 150H218V149H217ZM217 150H216V151H217ZM237 150L240 151L239 148H238ZM41 151H42V150H41ZM259 151H260V150H259ZM108 152H109V151H108ZM201 152H203V150H202ZM228 152H229V151H228ZM250 152H251V151H250ZM197 153H198V152H197ZM208 153H209V152H208ZM226 153H227V152H226ZM223 154H224V153H223ZM227 154H228V153H227ZM259 155H260V154H259ZM252 156H254V155H252ZM256 156H257V155H255V157H256ZM260 156H262V155H260ZM30 160H31V158H30ZM31 162H32V161H31ZM257 162H258V161H257ZM256 166H257V165H256ZM260 168H261V167H260ZM263 171H264V170H263ZM261 172H262V171H261ZM86 200H87V199H86Z\"/></svg>", "mask_w": 264, "mask_h": 264}]
</instances>
